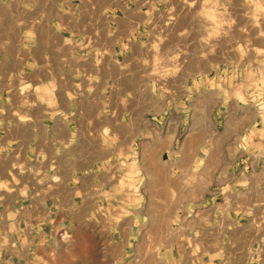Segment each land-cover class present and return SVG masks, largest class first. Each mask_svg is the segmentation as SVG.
Here are the masks:
<instances>
[{"label":"rangeland","instance_id":"1","mask_svg":"<svg viewBox=\"0 0 264 264\" xmlns=\"http://www.w3.org/2000/svg\"><path fill=\"white\" fill-rule=\"evenodd\" d=\"M15 111L59 112L78 165L156 210L160 244L196 172L264 125V0H0V112Z\"/></svg>","mask_w":264,"mask_h":264},{"label":"crops","instance_id":"2","mask_svg":"<svg viewBox=\"0 0 264 264\" xmlns=\"http://www.w3.org/2000/svg\"><path fill=\"white\" fill-rule=\"evenodd\" d=\"M43 113L0 112V264H264V125L237 131L244 155L196 172L158 244L156 210L124 206L119 182L69 152V122Z\"/></svg>","mask_w":264,"mask_h":264}]
</instances>
